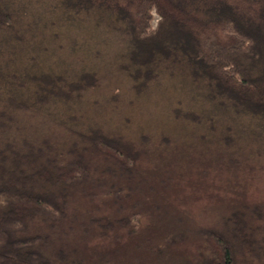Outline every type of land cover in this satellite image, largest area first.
<instances>
[{
    "label": "trees",
    "instance_id": "obj_1",
    "mask_svg": "<svg viewBox=\"0 0 264 264\" xmlns=\"http://www.w3.org/2000/svg\"><path fill=\"white\" fill-rule=\"evenodd\" d=\"M105 2L35 0V7L31 0H0V264H88L68 241L78 230L138 237L137 249L146 248L152 264L192 238L199 241L196 264H264V206L233 205L211 226L190 228L157 198V189L163 194L172 181L157 165L172 154L170 135L130 138L102 125L98 114H74L101 87L98 66L76 70L63 61L68 68L53 71L44 68L43 55L29 54L41 49L38 15L57 6L65 17L93 5V31L121 36L115 58L132 97L148 95L162 79L189 83L202 112L180 100L166 120L184 130L208 125L216 135L210 143L226 147L236 145L232 126L241 121L264 149V0ZM151 10L160 18L152 31ZM23 15L27 25L19 21ZM148 214L161 231L159 244L151 239L156 231L140 229Z\"/></svg>",
    "mask_w": 264,
    "mask_h": 264
},
{
    "label": "rangeland",
    "instance_id": "obj_2",
    "mask_svg": "<svg viewBox=\"0 0 264 264\" xmlns=\"http://www.w3.org/2000/svg\"><path fill=\"white\" fill-rule=\"evenodd\" d=\"M31 1L35 4V0ZM105 1L106 4H111L115 0ZM32 9L33 6L30 10ZM50 11L53 14L38 15V18L42 19L38 22L40 28H45L44 31L39 30V33H36L35 40H41V49L30 51L29 54L43 55L46 60L44 68L53 71H59V68L62 70L63 67L77 70L93 63V66H98L103 78L100 88L85 95L82 102L87 109L81 107L74 114L81 111H90L91 115L98 114L97 118L102 121V125L106 126V123L109 129L130 138L146 131L155 138L160 137V132L164 131L172 138L169 147L172 154L167 156L162 165L157 164L167 170L164 174L172 173V181L167 187H163V194L161 187L157 189L161 194L157 195L158 200L167 203V208L164 209L170 214L182 215L188 219L189 227L193 228V225L211 226L215 217L225 215L233 205L264 206V149L254 135L249 134L247 124L237 120L233 126L229 124L236 131L234 137L237 143L234 147H226L214 141L210 143L216 135L208 125L184 130L180 123L166 120L171 116L168 114L169 109L177 107L180 100H183V108L202 112L201 107L196 106L197 101L189 97L191 90L196 91L191 84L162 79L163 84L160 87H152V92L148 95L138 99L132 97L127 81L119 73V61L115 58L118 52L116 47L120 46L122 41L121 36L107 29L105 34L101 33L100 29L98 32L93 31V20L96 21L93 18V5L78 10L77 14L73 9L74 15L69 13L70 15L65 17L60 14L62 10L57 6ZM150 16L149 30L152 31L160 18L155 10H151ZM19 21L24 25L30 23L29 17L26 18L25 15L22 19L20 17ZM108 21L109 13L105 15L103 22L101 21V27L108 25ZM21 36L22 32L19 36L18 31V38ZM103 36L106 42H103ZM26 38H29V34ZM61 57L60 63L57 58ZM63 61L68 62L69 66L65 67ZM2 62L4 61L0 60V65L4 66L5 63ZM11 63L8 62V69ZM114 92L120 93V97L112 98ZM183 93L188 98L183 96ZM198 106H201L200 103ZM221 121L225 125V121ZM141 126L143 129L140 130ZM147 218H151L149 214L141 217L140 229L147 233L150 229L156 231L151 234V239L159 244L157 236L161 231H157L155 226L152 228ZM82 233L78 230L68 241L82 251L88 259V264H152V258L146 248L141 251L137 249L138 237L129 238L124 236L125 234H119L118 237L113 235L110 238L95 235L89 237ZM198 244L199 241L192 238L170 248L166 258L159 264H196L195 245Z\"/></svg>",
    "mask_w": 264,
    "mask_h": 264
}]
</instances>
